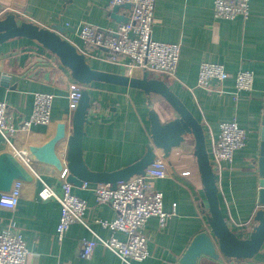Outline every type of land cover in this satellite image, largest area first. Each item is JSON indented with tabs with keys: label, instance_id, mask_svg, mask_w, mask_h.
<instances>
[{
	"label": "crops",
	"instance_id": "obj_1",
	"mask_svg": "<svg viewBox=\"0 0 264 264\" xmlns=\"http://www.w3.org/2000/svg\"><path fill=\"white\" fill-rule=\"evenodd\" d=\"M215 0H156L152 38L159 42L179 44L180 61L174 76H152L163 80L180 98L193 116L202 124L209 154L213 138H217L222 122L236 121L247 132V145L237 151L232 162H220L214 167L218 176L219 199L223 214L231 230L241 239H247L256 226L255 216L263 209L259 201L260 130L264 115V0H250V14L244 19L221 20L214 17ZM7 12L18 15L19 21L38 24L50 29L62 24L68 32L63 35L79 50V30L84 23L106 29L120 24L110 16V0H0ZM119 14L129 18L130 9ZM80 52V51H79ZM87 59L98 71L142 78L144 72L131 70L124 64H110L96 58ZM202 62L222 64L232 75L248 70L254 73L251 92L239 94L234 100L235 83L212 82L209 89L198 87V72ZM127 66L126 70L121 67ZM8 79L7 85L4 80ZM78 84L60 60L34 41L19 37L0 46V102H5L16 127L28 120L33 112L35 93L55 96L52 121L49 125H33L20 130L12 138L14 148L0 134V154L24 152L30 146H41L51 139L57 124H68L70 86ZM91 96L89 122L85 126L83 157L93 172H115L138 161L152 144L148 115L154 110L162 123L177 118L173 108L160 96L146 95L142 90L94 82L87 87ZM194 138L186 136L169 157L155 149L157 157L164 158L171 170L180 174L153 181V188L163 194L166 212L175 215L160 227L158 218H151L145 228L150 257L135 264H178L193 239L200 233H210L208 203L199 168L193 156ZM67 143L62 142L57 152L65 160ZM34 182L23 184L16 210L0 208V233L20 232L30 253L28 264H121V260L103 246L96 247L89 259L80 257L83 239H109L112 235L124 240L126 235L113 232L100 221H111L116 213L109 204H99L94 192L98 184L74 187V194L87 202L85 221L71 225L67 237L57 240L61 207L57 200H42L39 192L43 180L58 194L62 181L58 172L46 165L33 166ZM41 178V180H40ZM198 264H264V248L251 261L229 260L221 256L215 260L202 256Z\"/></svg>",
	"mask_w": 264,
	"mask_h": 264
},
{
	"label": "built area",
	"instance_id": "obj_2",
	"mask_svg": "<svg viewBox=\"0 0 264 264\" xmlns=\"http://www.w3.org/2000/svg\"><path fill=\"white\" fill-rule=\"evenodd\" d=\"M250 0H215L214 17L221 20H235L238 17L246 19L250 14ZM130 4L128 23H120L116 29H106L84 23L79 30L82 49L78 50L87 57L105 60L110 64H124L131 69L149 72L152 76L168 74L174 76L177 72L181 46L159 42L152 38V26L155 19L156 0H110V7ZM233 79L236 93L234 100H239V94L251 92L254 86V73L248 70L239 71L232 75L222 64L202 62L198 72V87L209 89L212 82L223 84ZM80 84L70 86V110L73 113L81 98ZM55 96L38 92L34 95L33 112L28 120L23 121L18 128L14 124L13 114L5 102H0V134L12 148V138L20 130H30L33 125H49L52 121V108ZM217 138H213L210 151L211 160L216 164L232 162L237 151L247 145V132L236 121L222 122ZM17 158L32 172L33 164L27 159L26 151H15ZM65 161V160H64ZM62 181V194H58L43 180V188L39 192L42 200H57L61 207L60 222L56 237L63 241L71 225L80 223L88 228L85 215L88 210L87 202L74 194V186L67 181L68 170L58 173ZM187 178L190 172L176 174L164 158L156 157L146 169L145 175L134 176L126 181H119L116 188L110 184H98L94 188L96 200L99 204H109L116 213V218L100 223L113 232L126 235L120 240L114 235L109 239L97 237L96 240L83 239L80 257L89 259L97 246L101 245L110 250L120 260L121 264H135L150 257L148 239L145 228L148 221L158 218L160 227H164L167 220L175 215L166 212L163 206V194L153 188V181L170 177ZM84 188L88 187L85 183ZM23 183L16 182L9 193H0V208L16 210L22 194ZM29 251L23 235L18 231L7 230L0 233V264H28Z\"/></svg>",
	"mask_w": 264,
	"mask_h": 264
},
{
	"label": "water",
	"instance_id": "obj_3",
	"mask_svg": "<svg viewBox=\"0 0 264 264\" xmlns=\"http://www.w3.org/2000/svg\"><path fill=\"white\" fill-rule=\"evenodd\" d=\"M4 6L0 4V46L15 38H28L56 56L61 65L70 71L73 80L83 87L78 106L70 121L71 133L68 134V124L60 122L57 124L54 136L45 144L30 146L26 156L33 165H46L58 173H62L66 168L67 181L77 188L85 183L110 184L112 188H116L119 181L145 175L146 169L157 157L155 149L162 150L164 156L169 157L172 150L184 142L186 136H191L195 141L193 156L199 168L208 203V222L211 231L198 234L178 264H198L202 256L215 260L224 256L229 260L251 261L262 252L264 248V115L257 160L260 179L259 201L263 209L255 216L256 226L250 236L241 239L229 227L220 205L218 176L214 170L216 163L211 160L205 130L168 84L161 79L153 78L149 72H145L142 78H132L95 70L87 62L85 55L64 38L63 35L68 30L62 24L47 29L32 22H20L18 15L7 12ZM123 8L130 9V4L114 6L110 16L119 23H128L129 18L119 14ZM7 80V78L4 80V85H7ZM94 82L139 89L146 95H158L177 114L174 120L162 123L158 114L150 110L148 120L152 144L147 146L145 154L138 161L115 172H93L87 167L83 157L85 126L89 122L91 108V96L87 87ZM62 142L67 143L65 161L57 152V147ZM34 180L32 172L14 153L0 154V193L11 192L16 182L31 184Z\"/></svg>",
	"mask_w": 264,
	"mask_h": 264
},
{
	"label": "rangeland",
	"instance_id": "obj_4",
	"mask_svg": "<svg viewBox=\"0 0 264 264\" xmlns=\"http://www.w3.org/2000/svg\"><path fill=\"white\" fill-rule=\"evenodd\" d=\"M78 47H79V50L82 49V46L81 44H78ZM91 53L87 52V59H92V56L90 55ZM123 70H126L127 69V66L124 65L123 67H121ZM126 68V69H125Z\"/></svg>",
	"mask_w": 264,
	"mask_h": 264
}]
</instances>
